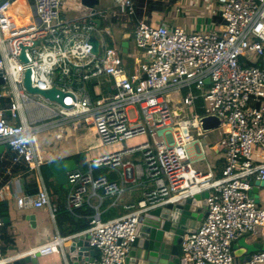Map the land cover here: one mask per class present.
<instances>
[{
	"label": "built area",
	"instance_id": "obj_1",
	"mask_svg": "<svg viewBox=\"0 0 264 264\" xmlns=\"http://www.w3.org/2000/svg\"><path fill=\"white\" fill-rule=\"evenodd\" d=\"M218 1L220 32L137 16V0H115L110 7L100 0L92 9L78 0L71 18L63 0H0V159L10 174L0 182V201L13 199L20 210L49 209L55 218L42 172L48 162L38 145L49 127L85 125L102 145L144 136L147 141L137 146L87 159L86 169L67 173L70 211L91 206L89 190L101 201L98 190L118 202L135 186L145 189L142 199L123 204L126 213L111 220L91 206L90 227L74 234L89 235L96 251L90 264H125L146 210L204 191L209 192L208 215L183 238L182 257L188 264H264V251L242 262L232 254L240 238L264 237V207L250 194L254 181L264 182V0ZM95 19L101 20L99 27ZM109 25L131 30L123 34L130 36L128 53ZM92 36L100 43L97 54ZM27 69L33 87L56 86L65 93L64 105L28 93ZM209 116L220 124L206 131L202 119ZM215 131L220 134L212 148L222 151L225 162L219 178L210 166L195 168L190 157L204 160L201 138ZM135 154L140 161L133 160ZM14 165L25 171L13 174ZM98 169L114 172L117 179L96 176ZM5 224L0 217V228ZM2 248L0 232V264L6 261Z\"/></svg>",
	"mask_w": 264,
	"mask_h": 264
},
{
	"label": "water",
	"instance_id": "obj_2",
	"mask_svg": "<svg viewBox=\"0 0 264 264\" xmlns=\"http://www.w3.org/2000/svg\"><path fill=\"white\" fill-rule=\"evenodd\" d=\"M17 3L18 0H11ZM82 6L94 8L100 4V0H80ZM32 13L36 16V8L32 6ZM94 23L99 27L100 19ZM130 36L126 34L120 43L122 51L128 53L130 47ZM90 42L93 44V52H99V41L92 36ZM20 59L26 63L28 60L22 49ZM31 71L27 69L24 73L23 86L32 95H39L52 102L63 104L65 93L56 86L49 90L33 87L31 83ZM0 83L3 80L0 79ZM210 83L209 80L206 81ZM220 120L215 116L202 119V127L206 131L218 128ZM10 148V147H9ZM3 150V147L1 148ZM78 160L64 159L48 163L42 169L43 175L48 178H56L60 184H67V173L78 168ZM250 191L251 197L256 204L260 203L259 192L264 186L263 181L256 180ZM35 187V183H32ZM208 191L197 193L179 202H170L155 206L146 210L140 223L136 227L135 238L125 259V264H188L182 257L181 244L187 234L195 233L204 218L208 215L207 198ZM8 220V219H6ZM88 234H78L64 240L69 241L62 247L63 256L67 264H90L96 257V251L90 247ZM264 251V243H248L246 238H240L233 245V256L244 257L247 261L252 253ZM40 250L26 254H17L7 257L4 264H39Z\"/></svg>",
	"mask_w": 264,
	"mask_h": 264
},
{
	"label": "crops",
	"instance_id": "obj_3",
	"mask_svg": "<svg viewBox=\"0 0 264 264\" xmlns=\"http://www.w3.org/2000/svg\"><path fill=\"white\" fill-rule=\"evenodd\" d=\"M204 1L203 0H173L171 1L172 4L168 5L170 6L169 8L167 6L164 10H155L149 14L144 13L143 15H148V17L152 15L155 18L156 22L164 23L168 26H181L192 30L202 29V30H215L217 32H220L223 29L224 22L223 20L219 19L220 16L218 12L219 1L218 0H206L205 2ZM72 3L78 6V0H73ZM104 4L109 7L112 6V2L110 0H104ZM65 16L71 18L76 16V13H74L73 11L72 13L68 12L65 14ZM69 124H77V123H69ZM66 125H63L60 128H55V129L59 130ZM215 137L218 138L219 135ZM145 141H147L146 137H144L143 142ZM38 145L40 146L39 148L41 154L44 156V158L48 163L56 160L68 159L72 155L79 154L76 153V151L72 153L69 152L59 153L56 145H53L50 142H44L41 136H39ZM7 152H8L7 153L8 156L12 154L10 150H8ZM190 157H192L195 160L194 163L195 168L203 171H207L208 166H210L215 177L216 178L221 177L225 163L223 158V153L221 150H218L217 148H212L209 153V158L205 157L204 155V160L202 161H197L192 156L191 153H190ZM132 158L134 161H140L141 155L135 154ZM204 161H206V165L202 166L203 165L202 163ZM1 177L2 176L0 174V182H3ZM43 177L45 180L44 175ZM55 181H56V186L60 184L56 180V178ZM47 188L51 195L52 204L54 207L58 206L60 202L67 201V195L70 192V189L68 187L66 188V190H64L62 196L59 195L58 191H55L54 188H49V187ZM263 188H261L259 192L260 203L258 205L261 207H264ZM144 190H145L144 188L135 186L132 190H129L118 202H116V199L113 197L104 196L103 190L97 191L98 195L104 197L102 201L99 199L98 196H93L91 190H89L88 198L90 199V203L92 207L93 206L99 207V211L101 212V215L103 213V205L105 204V202L110 201L111 206L119 208L120 214L114 217L117 218L126 213V210L123 208V204H136L140 199L143 198ZM5 202H7V215L3 216L2 218H5L7 231L11 237V245L7 246V248L3 250V256L7 258L17 254H26L49 246H56L57 247L56 250H53L49 253L41 254V256L39 257V264H67L63 256L62 247L63 245L70 243L69 241H67V243H64L65 242L64 240H67L68 238L66 237H69L71 235H62L60 233V230L56 223V218H52L50 210L36 209V208L20 210L13 199H8ZM55 238L56 239L60 238L59 244L53 242ZM245 238L248 243H253V242L264 243V237L260 234L257 235L249 234L246 235ZM236 242L237 241H235L233 245ZM236 260L238 262H242L244 261V257L243 256L237 257Z\"/></svg>",
	"mask_w": 264,
	"mask_h": 264
},
{
	"label": "rangeland",
	"instance_id": "obj_4",
	"mask_svg": "<svg viewBox=\"0 0 264 264\" xmlns=\"http://www.w3.org/2000/svg\"><path fill=\"white\" fill-rule=\"evenodd\" d=\"M153 1L157 4H160L162 10H164L170 4V2H168L167 0H153ZM72 2L73 0H63L67 13L68 12L72 13L71 10H76L78 8L77 5L73 4ZM109 27L111 28L114 38L117 41L123 38L124 33L126 32L131 33L130 29H123L120 25H113V26L109 25ZM131 42H133L132 39ZM123 58L126 60L128 57L123 56ZM96 90L99 89L96 88ZM34 98L42 100L38 96ZM200 112L203 111L200 109ZM64 127H62L59 130L49 127L47 130L43 131L40 134V136L44 142H50L51 144L56 145L59 153H63V152L72 153L74 151H76V153H84L85 158L83 161H87V159H93L103 155H108L110 153L126 149L128 147L136 146L144 141V137L138 136L130 140H127L126 142L123 143L102 145L98 136L85 125L69 124ZM217 135H219V132L215 131V133H209L207 137L201 138L202 148L204 150L205 157L209 158V153L210 150L212 149L213 141L217 139L215 137ZM202 164H203L202 166H205L206 161H204ZM45 182L47 187L49 188H54L56 186L55 178L47 177L45 178ZM63 186L67 188L69 185L64 184Z\"/></svg>",
	"mask_w": 264,
	"mask_h": 264
},
{
	"label": "trees",
	"instance_id": "obj_5",
	"mask_svg": "<svg viewBox=\"0 0 264 264\" xmlns=\"http://www.w3.org/2000/svg\"><path fill=\"white\" fill-rule=\"evenodd\" d=\"M32 2V0H30ZM170 4H172L170 2ZM170 6H168L169 8ZM137 16H142L144 13H151L155 10H162L160 4L155 3L153 0H137ZM220 15V14H219ZM220 20H223L221 15L219 16ZM224 22V21H223ZM85 158L84 153H79L72 155L69 159L78 160V167L81 169H86V162L83 161ZM83 161V162H82ZM8 164L3 162L0 159V174L2 181H6L9 178L10 174L7 173ZM25 168L22 165H14L11 168V172L19 173L24 172ZM96 176L105 175L110 181H115L117 176L114 172H108L106 169H98L95 172ZM47 178V177H45ZM68 184V183H67ZM64 184H58L54 187L55 191H58L59 195H63L64 190L66 188L63 186ZM69 185V184H68ZM70 189V185L68 186ZM68 197V195H67ZM110 201L105 202L103 205V213L101 215L103 220H110L119 215V208L110 205ZM93 209L85 204L80 208H77L73 211H70L67 208L66 202H60L58 206L55 207V218L57 226L62 235H72L75 233L82 232L90 227V219L93 214ZM7 215V202L0 201V217ZM0 232L2 234L3 241V250L7 248V246L11 245V237L7 231L6 224L0 228Z\"/></svg>",
	"mask_w": 264,
	"mask_h": 264
},
{
	"label": "bare ground",
	"instance_id": "obj_6",
	"mask_svg": "<svg viewBox=\"0 0 264 264\" xmlns=\"http://www.w3.org/2000/svg\"><path fill=\"white\" fill-rule=\"evenodd\" d=\"M111 2H112V5L115 3V0H110ZM24 21H27V19H23ZM20 23H21V21H20ZM39 145H40V143H39ZM40 147V146H39Z\"/></svg>",
	"mask_w": 264,
	"mask_h": 264
}]
</instances>
